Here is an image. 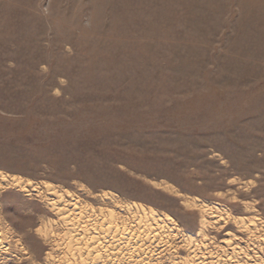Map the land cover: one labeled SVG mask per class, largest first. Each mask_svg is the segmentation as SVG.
Wrapping results in <instances>:
<instances>
[{"label":"rangeland","instance_id":"374dc122","mask_svg":"<svg viewBox=\"0 0 264 264\" xmlns=\"http://www.w3.org/2000/svg\"><path fill=\"white\" fill-rule=\"evenodd\" d=\"M0 264H264V0H0Z\"/></svg>","mask_w":264,"mask_h":264},{"label":"bare ground","instance_id":"6f19581e","mask_svg":"<svg viewBox=\"0 0 264 264\" xmlns=\"http://www.w3.org/2000/svg\"><path fill=\"white\" fill-rule=\"evenodd\" d=\"M2 182V185H5V186H12L13 188L15 189H18L20 191H24V192H28L27 189L28 187L30 186L29 185H25L24 182H22L21 180L19 179H7L6 177L3 178V181ZM156 184V183H155ZM154 184V185H155ZM157 185V184H156ZM172 189V188H171ZM45 190L48 192V191H51L53 190V187L52 186H46L45 185ZM58 202V201H57ZM56 204V203H55ZM186 204V203H185ZM193 204V203H192ZM58 205V204H57ZM189 205V203L187 204ZM52 206H55V205H52ZM60 209V208H59ZM57 210V209H54L57 211V214H60V210ZM136 209V213L137 215L135 214L136 218L138 217L141 221L139 222V228L141 227V229L143 228V231L141 233H143V235H145L146 237V240H148V238L152 237V235H148L150 234L152 231H153V228H152V225H155L154 228H156L157 232L160 231L161 235H163L162 233H165V225L162 226L160 225V222L163 221L162 219L164 218H156V213L153 211V209H150V210H146L145 207L143 206H137L135 207ZM68 210V209H67ZM75 210V209H74ZM128 210H129V207H128ZM141 213V214H140ZM102 214V213H101ZM100 214V215H101ZM104 215V214H103ZM115 214H113V212H109L108 213V217L110 218V220L113 219ZM66 216H69V215H66ZM158 216V215H157ZM70 217V216H69ZM66 218V217H65ZM80 219V218H79ZM166 220L169 221H172V219L168 216L165 217ZM164 219V220H165ZM142 221L144 222L142 224ZM165 222V221H164ZM162 222V223H164ZM135 231V230H134ZM138 233L140 234V232L138 231ZM159 234V233H158ZM160 235V236H161ZM159 236V237H160ZM166 237V236H165ZM137 238H141L140 236H137ZM145 240V238H144ZM166 240V239H165ZM164 243V242H163ZM160 244V243H159ZM161 245V244H160ZM165 246V245H164ZM57 247V246H56ZM140 248V247H139ZM138 248V249H139ZM141 252H144V250L141 248L139 249Z\"/></svg>","mask_w":264,"mask_h":264}]
</instances>
